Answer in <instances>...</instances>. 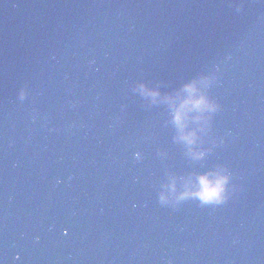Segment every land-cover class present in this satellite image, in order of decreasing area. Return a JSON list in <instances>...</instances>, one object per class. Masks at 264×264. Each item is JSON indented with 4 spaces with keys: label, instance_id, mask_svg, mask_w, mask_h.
Segmentation results:
<instances>
[{
    "label": "water",
    "instance_id": "1",
    "mask_svg": "<svg viewBox=\"0 0 264 264\" xmlns=\"http://www.w3.org/2000/svg\"><path fill=\"white\" fill-rule=\"evenodd\" d=\"M202 77L193 159L139 86ZM0 264H264V0H0Z\"/></svg>",
    "mask_w": 264,
    "mask_h": 264
},
{
    "label": "clouds",
    "instance_id": "2",
    "mask_svg": "<svg viewBox=\"0 0 264 264\" xmlns=\"http://www.w3.org/2000/svg\"><path fill=\"white\" fill-rule=\"evenodd\" d=\"M210 77L192 80L185 83L177 93L164 95L158 88H149L145 84L139 86V91L145 97L151 98L153 103H167L171 108V123L175 126L178 136L176 139L188 148V154L193 159H203L205 151L195 147L200 141V132L211 129L213 114L221 111L222 105L215 98L209 96L200 87L207 86ZM20 98L27 96V89H21ZM196 125V127H191ZM232 175L227 168L221 167L215 172L203 173L196 180L186 178L184 190L176 196L178 201L195 199L203 205H220L227 201L229 184ZM172 193L176 192V179L173 178L167 186ZM161 202L169 200L168 192L161 193Z\"/></svg>",
    "mask_w": 264,
    "mask_h": 264
}]
</instances>
